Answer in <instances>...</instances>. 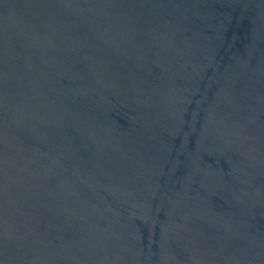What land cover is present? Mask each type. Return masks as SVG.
<instances>
[{"label": "water", "instance_id": "95a60500", "mask_svg": "<svg viewBox=\"0 0 264 264\" xmlns=\"http://www.w3.org/2000/svg\"><path fill=\"white\" fill-rule=\"evenodd\" d=\"M0 264H264V0H0Z\"/></svg>", "mask_w": 264, "mask_h": 264}]
</instances>
